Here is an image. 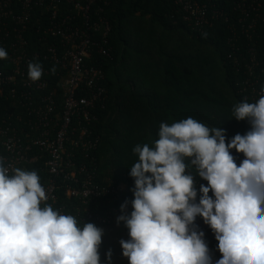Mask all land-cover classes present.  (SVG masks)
I'll return each instance as SVG.
<instances>
[{"label": "clouds", "instance_id": "1", "mask_svg": "<svg viewBox=\"0 0 264 264\" xmlns=\"http://www.w3.org/2000/svg\"><path fill=\"white\" fill-rule=\"evenodd\" d=\"M6 56L0 47V59ZM42 72L38 61L27 64L30 80ZM259 92L254 102L233 106L232 118L249 129L227 143L225 129L189 116L161 122L151 146L132 149V199L115 217L128 230V239L119 240L128 264H264V84ZM233 149L243 155L239 164ZM191 168L207 185L197 190ZM46 199L35 170L10 174L0 157V264H101L103 228L42 206ZM197 216L218 242L215 261ZM111 256L109 248L106 264Z\"/></svg>", "mask_w": 264, "mask_h": 264}, {"label": "built area", "instance_id": "2", "mask_svg": "<svg viewBox=\"0 0 264 264\" xmlns=\"http://www.w3.org/2000/svg\"><path fill=\"white\" fill-rule=\"evenodd\" d=\"M107 3V0H0V47L7 53L0 59V63L5 62L0 69V98L17 103L29 118V130L14 125L12 113L2 119L0 157L11 174L12 168L27 170V164L38 158L31 153L34 148L45 154V170L50 178L41 184L47 197L42 206L46 203L53 208L58 202V190L63 188L68 197L80 204H64L57 210L73 215L81 223L95 225L114 224L120 214L119 205L126 199L123 194H131L123 182L99 181L97 158L92 155L100 142L92 127L97 121L94 110L106 100L107 91L99 85L103 71L89 64L87 58L93 52L112 58L111 25L104 15ZM175 3L197 34L213 28L219 20L228 21L227 43L231 52L227 57L236 73L246 76L242 87L237 83L238 93L258 99L260 86L264 84V53L259 47L258 28L260 22L264 23V0H235V9L239 11L235 18H230L216 0H175ZM241 39L248 43V56L237 44ZM41 60L47 62L48 68L41 65L43 75L32 81L27 77V64ZM50 65L57 69L61 106L57 102L58 90L47 92L49 81L44 74L52 73ZM80 153L89 157L90 165L78 163ZM59 177L64 185L58 184ZM194 180L197 190L200 184H205L196 177ZM127 211H131L130 204ZM195 223L205 234L213 261L220 258L211 229L199 216ZM124 230L128 239V230L125 227Z\"/></svg>", "mask_w": 264, "mask_h": 264}, {"label": "trees", "instance_id": "3", "mask_svg": "<svg viewBox=\"0 0 264 264\" xmlns=\"http://www.w3.org/2000/svg\"><path fill=\"white\" fill-rule=\"evenodd\" d=\"M107 1L104 15L111 25L112 58L95 52L87 58L89 64L103 71L99 85L107 91L106 100L98 103L94 110L97 121L92 127L100 136V142L92 155L97 158L99 181L123 182L130 191L133 179L128 175V167L137 160L132 149L137 144L151 146L158 138L161 122L170 125L190 116L210 129L219 126L225 129L227 143L228 138L236 133L243 135L249 129L246 120L232 118L233 106L242 100L254 102L256 99L238 93L237 83L242 87L246 76L237 74L227 57L231 52L227 43L228 21L219 20L213 28L197 34L183 19V12L175 0ZM234 2L216 0L230 18L239 13ZM258 28L261 29L259 47L264 53V23L260 22ZM32 39L29 40L32 42ZM237 44L248 56V43L241 39ZM4 63H0V69ZM40 63L48 68L47 62L41 60ZM56 70L49 75L45 73L44 77L49 81L47 92L58 90L57 102L61 106L62 89L57 86ZM23 111L24 108L12 100L0 98V124L12 113L14 125L29 130V118ZM31 153L38 158L27 164V170H35L40 183H46L50 178L45 170L46 155L36 148ZM232 154L239 164L243 155L234 149ZM79 161L90 165L89 157L82 153L78 154ZM189 170L202 180L195 176L194 168ZM57 182L64 185L62 177L57 178ZM123 197L131 200L132 193H124ZM72 202L80 204L60 188L53 209ZM217 243L215 240L214 245Z\"/></svg>", "mask_w": 264, "mask_h": 264}, {"label": "rangeland", "instance_id": "4", "mask_svg": "<svg viewBox=\"0 0 264 264\" xmlns=\"http://www.w3.org/2000/svg\"><path fill=\"white\" fill-rule=\"evenodd\" d=\"M112 225H117L116 223ZM102 226H108V225H102ZM124 229L123 224H119L116 226V233L114 234H103L101 238V245L99 247V253H100V260L101 264H106L104 253L110 248L112 251V256H111V264H128L127 262L124 261V258L121 255V247L119 245V240L122 239V235L119 232L120 229ZM126 240V239H125Z\"/></svg>", "mask_w": 264, "mask_h": 264}, {"label": "crops", "instance_id": "5", "mask_svg": "<svg viewBox=\"0 0 264 264\" xmlns=\"http://www.w3.org/2000/svg\"><path fill=\"white\" fill-rule=\"evenodd\" d=\"M96 226H98V227H101V228H103V230H104V234H114V233H116V226L117 225H108V226H102V225H96ZM119 229H120V233H121V235H122V238L123 239H126V234H125V230L122 228H120L119 227ZM125 258V257H124ZM124 261L125 262H127L128 263V261H127V258L126 259H124Z\"/></svg>", "mask_w": 264, "mask_h": 264}]
</instances>
